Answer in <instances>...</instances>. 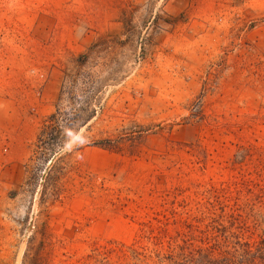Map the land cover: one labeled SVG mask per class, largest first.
Returning <instances> with one entry per match:
<instances>
[{
	"label": "rangeland",
	"instance_id": "1",
	"mask_svg": "<svg viewBox=\"0 0 264 264\" xmlns=\"http://www.w3.org/2000/svg\"><path fill=\"white\" fill-rule=\"evenodd\" d=\"M261 213L264 0H0V264Z\"/></svg>",
	"mask_w": 264,
	"mask_h": 264
},
{
	"label": "trees",
	"instance_id": "2",
	"mask_svg": "<svg viewBox=\"0 0 264 264\" xmlns=\"http://www.w3.org/2000/svg\"><path fill=\"white\" fill-rule=\"evenodd\" d=\"M63 116L57 111L44 122L31 162L39 154L43 164L53 165L59 159L70 134L60 126ZM226 220L229 226L188 227L190 231L177 236L169 235L167 229L158 236L144 230L142 239L132 245L96 244L84 264H264V214L252 220L242 216Z\"/></svg>",
	"mask_w": 264,
	"mask_h": 264
}]
</instances>
